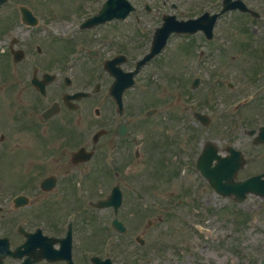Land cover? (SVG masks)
<instances>
[{
  "label": "flooded vegetation",
  "instance_id": "obj_1",
  "mask_svg": "<svg viewBox=\"0 0 264 264\" xmlns=\"http://www.w3.org/2000/svg\"><path fill=\"white\" fill-rule=\"evenodd\" d=\"M242 1L254 12L234 9L219 15L209 39L203 30L179 37L192 40L186 46L193 59L185 65L183 75L162 69L160 58L165 53L161 52L159 59L142 67L141 76L134 77H141L143 89L123 92L120 106L103 90L104 78L111 76L104 61L97 58L99 52L88 61L85 55L78 57L73 47L37 37L44 33L79 35L76 10L54 0L48 6L51 9L38 13L42 26L35 28L23 26L18 6L0 11V264H23L24 260L29 264H92V256L102 257L107 243L114 256L118 238L125 239L122 243L134 241L148 254L149 240L156 241L160 233L157 227L158 234L152 231L156 223H176L184 239L198 235L203 228L213 230V235L202 236L209 241L210 258L216 244L225 249L221 244L224 235L236 243L245 232L253 237L258 264H264V199L248 195L245 200L251 203H238L216 192H230L232 178V183L258 175L264 179V140L259 136L264 127V0ZM221 4L222 0H202L200 5L213 15ZM202 13L197 10L193 17ZM158 23L138 20L135 24H141L145 32L135 36L134 45L125 44V49L149 47ZM182 45L180 42L176 49ZM21 52L24 58L17 61L14 57ZM134 64L135 60L127 58L122 68L131 71ZM233 66H238L239 75L232 81L222 80ZM151 76L168 77L175 84L190 81L191 93L197 91V108L183 114L177 107L183 86L175 92L152 93L146 84ZM36 82L45 83L43 90ZM88 82L94 83L89 96ZM215 95L239 98V112L218 111L211 101ZM197 112L203 114L200 120L194 116ZM232 126L236 132L226 133ZM229 145L241 157L234 174L231 163L223 171H212L210 178L197 170L203 151L223 158ZM87 151L92 153L90 161L85 160ZM140 163L143 175L137 179L142 180L143 193L151 187L155 193H166L172 189L167 184L178 182L175 194L199 190L204 198L191 203L133 204L127 215L131 223L123 219L127 229L119 235L111 228L112 212L103 219L102 210L92 202L98 200L102 183L108 179L135 192V187L118 180H129L132 168ZM216 165L213 160L210 167ZM151 179L154 184L158 180V186L151 185ZM138 205L141 213L136 212ZM88 223L99 234L98 242L93 238L89 245ZM143 223L147 227L141 229ZM44 248L49 261L36 262ZM88 248L93 249L89 256ZM158 251L153 245V253Z\"/></svg>",
  "mask_w": 264,
  "mask_h": 264
},
{
  "label": "rangeland",
  "instance_id": "obj_2",
  "mask_svg": "<svg viewBox=\"0 0 264 264\" xmlns=\"http://www.w3.org/2000/svg\"><path fill=\"white\" fill-rule=\"evenodd\" d=\"M64 5H66L68 8H70L73 5L72 0H61ZM136 5L143 6L144 3H149L153 7V11H163V8L161 6L160 0H134ZM173 1L175 3H179L181 6H189L191 4V1L193 0H169ZM199 2L201 0H198ZM20 2H26L36 8L37 11H41L42 8L40 5L44 6V9H46V4L41 3V0H20ZM40 3V5H39ZM166 10L169 12V6L167 5ZM42 38V37H38ZM36 42H39L36 40ZM172 44H176L178 42L177 39H173ZM171 44V45H172ZM171 48H174L171 46ZM171 51V49H170ZM187 99H184V102H186ZM226 101V100H224ZM143 164H137L134 167V171L138 172L143 170ZM124 181V180H123ZM146 197H149L146 195ZM129 202H136V199L132 195H125V203ZM132 203H130L131 205ZM126 216V215H125ZM104 219V215H103ZM129 223H131L129 221ZM141 229H144L142 226ZM166 227L160 228V233L158 234V230L156 228L152 227V231L154 233H157V237L155 238L156 241H153L151 238L150 244L151 249L150 252L147 254L145 251L140 250L139 247H137L136 243L134 241H131L130 243L124 242L125 239L118 238L117 243L119 245L118 252H114V258H116L117 264H134L135 261H148L147 264H178V261L183 260V264H208L209 258L206 250H201L200 248H193L191 247L190 242L182 241L180 244H177V236L179 235V232L177 231L176 227H172L171 229H168L167 231ZM94 231V230H93ZM164 232V234H162ZM167 232V233H166ZM93 233V232H92ZM99 234L94 233L91 235V238H95V241L98 242L99 240ZM167 240L168 242L165 243L164 241ZM148 241V242H149ZM157 245V249L159 250L158 253H153V245ZM169 244V245H167ZM200 246V244H198ZM121 248V249H120ZM187 248L195 249V255L191 257V255H188ZM181 250H184L183 253H181ZM134 251H137V254H134ZM103 256H108V252L103 250ZM178 254L182 255V258L179 257ZM188 255V257H187ZM214 260H218L217 257L213 256ZM216 261L214 264H216Z\"/></svg>",
  "mask_w": 264,
  "mask_h": 264
}]
</instances>
